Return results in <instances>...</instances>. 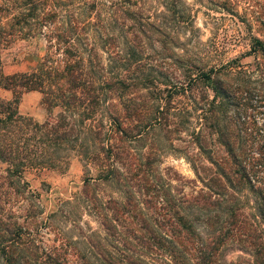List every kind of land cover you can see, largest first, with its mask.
I'll list each match as a JSON object with an SVG mask.
<instances>
[{"label":"trees","instance_id":"trees-1","mask_svg":"<svg viewBox=\"0 0 264 264\" xmlns=\"http://www.w3.org/2000/svg\"><path fill=\"white\" fill-rule=\"evenodd\" d=\"M103 9L112 24L129 33L128 55L115 50L119 32H105ZM1 12L11 15L6 26H0V89L29 86L38 90L50 115L37 121L18 112L16 98L0 96V264H219L214 252H220L229 239L242 243L241 249L249 254L247 264H264V123L256 118L259 114L264 118V77L258 63L248 70L234 64L238 67L234 71L233 61L208 69L176 61L186 81L180 84V93L187 95L189 112L196 113L199 124L189 131L190 140L221 177L214 189L208 186L209 191L193 197L186 208H196V219L217 227L203 236L185 213L176 221L179 227L174 224L177 238L144 217L137 234L124 222V214L135 218L142 209L128 176L119 169L122 156L116 141L141 139L164 117L161 114L168 106L153 102L151 118L149 110L140 114L138 104L128 96L139 86V77L133 79V75L143 39L150 41L157 32L163 36L157 41L164 43L169 36L163 34L164 25L143 21L120 0H5L0 3ZM170 22L184 25V19L175 15L171 20L168 15L166 23ZM44 27L49 49L35 67L5 73L1 59L5 44L17 31ZM253 42L255 51L264 49L258 38ZM52 47L59 56L53 55ZM108 62L121 67L114 81L107 75ZM197 85L201 88L195 94ZM113 96L118 97L120 111L109 110L117 105L107 103ZM57 107L60 111L52 115ZM210 137L220 147V155L209 146ZM76 153L85 166L89 159H97V175L85 178L80 191L37 221L42 209L25 173L57 169ZM151 159L141 162L147 173ZM191 166L197 173V164L191 161ZM108 185L119 195L102 198L97 190ZM154 185L159 189L158 183ZM17 203L23 206V214L13 209ZM84 212L95 216L96 228L79 223ZM67 222H71L68 228ZM42 227L60 233L61 243L47 246L40 238ZM189 245L193 252L187 250Z\"/></svg>","mask_w":264,"mask_h":264},{"label":"rangeland","instance_id":"rangeland-1","mask_svg":"<svg viewBox=\"0 0 264 264\" xmlns=\"http://www.w3.org/2000/svg\"><path fill=\"white\" fill-rule=\"evenodd\" d=\"M120 1L124 6L132 8L143 21L148 19L164 25L163 34H169L166 39L164 38V43L157 41V38L163 37L157 32H153L150 41L143 39L142 54L138 59L139 67L138 70L134 69L135 74H132L133 79L139 77L138 81L136 79L139 86L134 95L128 96L134 98L140 114L149 110L147 114L152 118V114H155L153 102L168 107H164V113L161 114L164 116L161 118V124L150 128L141 139L116 141L122 156L118 162L119 169L128 176L132 190L139 199L137 206L142 209V213H138L135 218L124 214V222L134 227V231L139 234L138 223L144 217L147 223L156 227L158 225L159 230L177 238L175 225L179 226L176 221L178 218L186 217L185 213H189L188 217L193 219L195 229L205 236L217 225L212 226V223L204 222L200 217L196 219L199 215L196 208H186V203L200 193L209 191L208 186L214 189L221 181V177L190 140L189 131L191 128L197 129L199 124L196 113L189 112L192 107L189 105L187 95L180 93V84H186V81L183 80V68L176 61L184 63L185 67L191 65L203 69L213 66L218 68L233 61L231 65L234 71L238 69L234 64L248 70L258 63L259 72H262L264 77V49L258 48L255 51L253 42L254 38H258L264 43V0ZM4 2L5 0H0V3ZM19 6L18 1L16 7ZM75 11L80 12V9L76 8ZM167 14L169 20L173 15L182 17L184 25L171 22L167 24ZM10 15L11 13L3 15L1 12L0 26H6ZM101 16L106 24V33L110 35L119 32L120 40L115 50L121 55H128L126 38L129 33L125 28L112 24L107 10L103 9ZM24 30L17 31L2 51L3 69L7 74L32 70L49 49L44 36L47 28L25 32ZM50 49L53 50L54 56H59L54 47ZM108 63L107 75L113 76L110 81H114L116 71L120 74L121 67H114V62ZM200 88V85L194 86L193 92L196 94ZM0 96L4 99L16 98L18 112L37 121L43 122L50 115L42 103V94L29 86L0 89ZM118 101V97L109 98L107 103L117 104L109 106V110L120 111L121 105ZM143 101H146L145 106ZM59 111V107L54 108L51 114L55 115ZM261 116L259 114L256 118L260 123H264ZM212 138H209V146L220 155V147ZM146 157L153 160L148 173L143 170L141 164ZM191 161L197 164V173L193 170ZM84 163L83 158L76 153L57 169L44 168L28 170L25 173L30 190L42 209L37 221L44 220L47 215L57 210L64 200L71 199L80 191L85 178H94L97 175V159H89L86 166ZM146 180L150 184L147 182L144 184ZM157 183L160 185L159 189L155 188L154 184ZM108 186L97 190L102 198L106 199L110 194L119 195L113 185ZM65 207L66 210L69 209L68 206ZM13 209L18 213H24L20 203L13 205ZM211 219L214 220L213 217ZM85 222L95 228L98 225L95 216L88 212H84L79 223ZM64 226L68 228L71 222L65 223ZM40 236L47 246H58L62 240L61 234L51 227H42ZM241 244L235 239H229L220 252H214L218 263H249V254L241 249ZM187 250L193 252L190 245ZM71 258L75 260V255Z\"/></svg>","mask_w":264,"mask_h":264}]
</instances>
